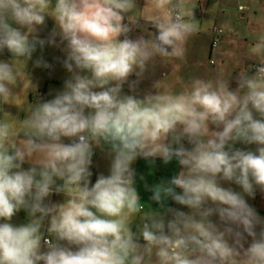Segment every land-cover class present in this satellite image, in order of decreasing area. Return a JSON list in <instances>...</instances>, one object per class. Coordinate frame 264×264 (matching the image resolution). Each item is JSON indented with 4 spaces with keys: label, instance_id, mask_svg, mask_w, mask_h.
Masks as SVG:
<instances>
[{
    "label": "clouds",
    "instance_id": "9594fccd",
    "mask_svg": "<svg viewBox=\"0 0 264 264\" xmlns=\"http://www.w3.org/2000/svg\"><path fill=\"white\" fill-rule=\"evenodd\" d=\"M196 8L197 0H0V53L10 54L0 61V264H264V219L245 199L264 192V16H250L246 71L178 90L167 74L137 92L157 62L183 58L201 30ZM135 29L146 35L133 39ZM45 46L61 48L70 77L54 98L30 104L26 66ZM35 65L51 67L42 57ZM98 147L111 163L93 184ZM137 158L176 160L181 170L145 183L144 202ZM53 193L63 201L50 202ZM21 210L28 222L17 226Z\"/></svg>",
    "mask_w": 264,
    "mask_h": 264
},
{
    "label": "crops",
    "instance_id": "0c3cea01",
    "mask_svg": "<svg viewBox=\"0 0 264 264\" xmlns=\"http://www.w3.org/2000/svg\"><path fill=\"white\" fill-rule=\"evenodd\" d=\"M139 6H143L144 0H137ZM240 0H214L206 2L205 0L197 1V8L195 9V16L201 17L202 23L214 20L215 26H219L223 30L222 35L219 38L218 45L215 48L211 47V43L213 40L212 28H208L207 32L204 33L207 37H209V54L213 53V50L217 48V58L220 60L222 66L230 67L232 69V76L235 77L236 74L242 72L240 66L243 64L244 60L248 56V51L250 48V41L252 39L251 35L248 34V30L245 27L241 26L237 21V10H240L243 3H240ZM203 4V9L201 15L197 14L199 4ZM248 14L241 13V18H246ZM208 17V18H207ZM205 24V23H204ZM150 27V26H149ZM148 27V31L149 30ZM146 35V33H142L140 29H135L131 33V37L134 39L140 35ZM59 42V38H57ZM6 51V50H5ZM6 60L10 59V54L6 51ZM196 60L193 57L183 58L182 60H178L176 58L173 59L171 65H163L157 62L156 67L150 68L143 78V80L139 83L137 87V92L140 94H144L148 91H154L152 89V84L155 81L161 80L165 77V75L170 74L167 83L172 84L177 90L181 87V81L183 84H188L192 78L199 77L203 78L201 68H197ZM195 64V65H194ZM251 64V63H250ZM250 67V65H249ZM27 71V66H26ZM32 79L33 84L36 86V90L34 92H40L42 88V79L41 76L38 75L35 71H27ZM216 75L219 73L217 70L215 71ZM179 78V80H177ZM130 79H136L134 76ZM233 89L234 86H231ZM17 92L20 91L19 88L16 89ZM34 92H29L27 96V102L33 104L35 98H33ZM124 92L127 94H131L128 89V85L126 84L124 87ZM17 103H23V101L18 100ZM5 111L10 112L12 115H18L20 110L14 105H3ZM68 142V141H66ZM237 148L247 150L248 146L237 143L235 145ZM187 147V144H186ZM96 150V159L93 161L91 165V170L94 173L92 183H95V180L98 175L103 174L108 175L110 169L111 158L108 155L106 148H95ZM141 158H137V160L132 164V167L135 169L136 178H137V190L142 195L143 191L141 189V185H139L140 177L143 175V168ZM141 162V163H140ZM25 168L28 167L27 164L24 165ZM100 171V172H99ZM64 199L63 194H55L53 193L49 200L52 203L62 202ZM258 205H264V192L260 189H257L256 201ZM248 203V202H247ZM249 204V203H248ZM174 202H173V206ZM23 220V223L26 224L27 214L25 211H19L12 220V223L18 226V222ZM47 223V222H46ZM46 250V249H45Z\"/></svg>",
    "mask_w": 264,
    "mask_h": 264
},
{
    "label": "rangeland",
    "instance_id": "374dc122",
    "mask_svg": "<svg viewBox=\"0 0 264 264\" xmlns=\"http://www.w3.org/2000/svg\"><path fill=\"white\" fill-rule=\"evenodd\" d=\"M198 1V0H197ZM213 1L214 0H205ZM240 3H243L244 5H247L248 9L250 11H240L237 10V7L235 8L237 11V22L245 27L246 30H248V34L251 35L252 29L256 28L257 25L254 21L250 22V16H264V0H240ZM247 13L248 16L246 18H241V13ZM195 18L200 21L201 30L191 36L187 42L184 45L185 51L183 58H189L193 57L196 60L197 68H201L203 78L205 79H216L218 77H224V78H231L233 77L231 74L232 69L230 67L222 66L220 60L217 58V48L213 50V53L209 54V37L204 35L205 32H207L208 28H214V20L204 22L202 23L201 17ZM208 18V17H207ZM54 27V21L48 20L46 23V26L42 27L39 31V36L42 39H46L51 32V30ZM219 27V26H218ZM62 47V46H61ZM6 51L3 53H0V61L6 60ZM43 58L51 67L45 68L43 66L37 67L35 65V61L39 58ZM65 53L61 51V48L52 47V46H45L43 50H41L39 47H37V50L35 53H33L32 60H30L27 64V71H35L38 73V75L41 76L42 81V88L40 92H34L33 98H35V101L33 104L43 102L46 100H50L54 98L57 92L63 90L64 81L70 77V73L67 72V70L63 67V60L65 59ZM183 58H176L178 60H182ZM250 63H252L248 56L244 60L243 64H241V70L246 71L249 68ZM195 65V64H194ZM219 73L216 75L215 71ZM231 86L236 87L235 80L233 79ZM19 117L22 119L25 116V113L20 111ZM248 149L251 148L254 150V145H247ZM236 147V146H235ZM237 148V147H236ZM95 154L97 153L96 150H94ZM96 159V156L94 155L92 158V163ZM143 161L142 168H143V180L139 181V185H141V189L143 191L141 195V200L144 202L150 201L151 192L148 191L144 185L147 183L149 186L155 183H159L162 180H169L173 175L178 174V172L181 170V166L178 164L176 160H173L169 162L168 164H165L162 159L156 158L154 161H149L141 158ZM141 163V162H140ZM90 171L91 167H90ZM100 172V171H99ZM93 173V172H92ZM103 174V170H102ZM94 175V173H93ZM93 175L90 178L91 181H93ZM225 187H232L235 191H241L239 186L235 184H225ZM258 189V188H257ZM257 189L255 191L254 197H249L245 195L246 201L249 203L251 207L255 209L257 214L264 219V205H258V202L256 201V194ZM168 206H173V201H168ZM174 206L176 208H181V210L187 211V209L182 208V206L176 205L174 203ZM23 220L18 222L19 225H23Z\"/></svg>",
    "mask_w": 264,
    "mask_h": 264
},
{
    "label": "built area",
    "instance_id": "2783aa9c",
    "mask_svg": "<svg viewBox=\"0 0 264 264\" xmlns=\"http://www.w3.org/2000/svg\"><path fill=\"white\" fill-rule=\"evenodd\" d=\"M202 9H203V4L200 3L198 7V11H197L198 15H201ZM222 33H223V30L221 28H218L217 26H214V28H212V34H213V40L211 43L212 48H215L218 45L219 38L222 35ZM94 155H95V152H94Z\"/></svg>",
    "mask_w": 264,
    "mask_h": 264
},
{
    "label": "water",
    "instance_id": "95a60500",
    "mask_svg": "<svg viewBox=\"0 0 264 264\" xmlns=\"http://www.w3.org/2000/svg\"><path fill=\"white\" fill-rule=\"evenodd\" d=\"M149 30H150L151 32H155V31H156L155 29L151 28V26L149 27Z\"/></svg>",
    "mask_w": 264,
    "mask_h": 264
}]
</instances>
